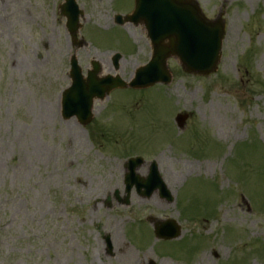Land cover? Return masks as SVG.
I'll list each match as a JSON object with an SVG mask.
<instances>
[{"label": "rangeland", "instance_id": "374dc122", "mask_svg": "<svg viewBox=\"0 0 264 264\" xmlns=\"http://www.w3.org/2000/svg\"><path fill=\"white\" fill-rule=\"evenodd\" d=\"M63 1L0 0V264H264V0H195L225 21L217 72L169 59L168 85L114 90L86 127L61 117L70 58L83 76L96 61L128 83L150 43L142 26L114 23L134 0H75L76 47ZM179 112L191 114L183 131ZM134 157L143 177L157 165L171 202L115 200ZM167 220L180 236L157 241Z\"/></svg>", "mask_w": 264, "mask_h": 264}, {"label": "water", "instance_id": "95a60500", "mask_svg": "<svg viewBox=\"0 0 264 264\" xmlns=\"http://www.w3.org/2000/svg\"><path fill=\"white\" fill-rule=\"evenodd\" d=\"M61 14L67 18V27L73 40L79 28L78 19L81 12L74 0H65ZM116 17L118 24L132 22L135 25L144 24L148 38L151 40L153 56L150 62L140 68L135 79L126 85L118 77L109 76L99 79V65L93 63V71L88 72L86 79L82 78L81 70L75 57L71 58L70 77L71 87L64 92L62 116L64 119L76 117L85 126L92 119V103L94 99H103L113 89L126 88L144 89L156 83L168 84L170 74L166 60L170 57L177 59L184 72L194 75L207 76L216 72L220 60L221 42L224 35V22L221 15L214 21H207L200 13L195 3L182 4V0H135L134 11L124 18ZM119 55L114 58L116 65ZM187 115H177L175 122L182 129ZM140 158L130 160L127 164L129 173L126 175V196L123 204L128 205L129 193L135 187L138 195L149 197L158 191L162 198L171 201L169 191L160 179L157 166L152 163L146 179L135 174L142 165ZM143 190V191H142ZM117 195V194H116ZM122 202V201H121ZM154 232L157 239L170 240L180 234L179 227L174 222L155 224ZM106 244L110 251L109 239Z\"/></svg>", "mask_w": 264, "mask_h": 264}, {"label": "bare ground", "instance_id": "6f19581e", "mask_svg": "<svg viewBox=\"0 0 264 264\" xmlns=\"http://www.w3.org/2000/svg\"><path fill=\"white\" fill-rule=\"evenodd\" d=\"M142 32L145 33V30L142 29ZM16 64L19 66L20 63H16ZM100 67H101V71H100L101 73H100V74H101V75H102V74H106L107 71L105 70V65H104V63H101V64H100ZM108 70H109V69H108Z\"/></svg>", "mask_w": 264, "mask_h": 264}, {"label": "trees", "instance_id": "16d2710c", "mask_svg": "<svg viewBox=\"0 0 264 264\" xmlns=\"http://www.w3.org/2000/svg\"><path fill=\"white\" fill-rule=\"evenodd\" d=\"M258 144H259L258 142H255V141H254V146H255V147L258 146ZM254 146H253V148H254Z\"/></svg>", "mask_w": 264, "mask_h": 264}]
</instances>
